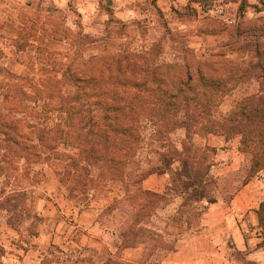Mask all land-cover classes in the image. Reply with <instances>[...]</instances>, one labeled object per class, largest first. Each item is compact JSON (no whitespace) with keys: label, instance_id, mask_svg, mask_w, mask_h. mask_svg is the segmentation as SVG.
Segmentation results:
<instances>
[{"label":"rangeland","instance_id":"1","mask_svg":"<svg viewBox=\"0 0 264 264\" xmlns=\"http://www.w3.org/2000/svg\"><path fill=\"white\" fill-rule=\"evenodd\" d=\"M258 19L264 21V0H0L2 65L15 76L25 77L9 79L1 73L0 84H5L6 88L15 85L22 89L50 86L55 75L58 76L64 65L70 62L77 69L100 68L104 59L109 61L123 51L146 53L159 63L181 64L184 60L192 63L212 55L214 62L226 58L235 64L245 65L253 57L231 44L234 28ZM224 45L226 49L222 57L217 53ZM92 56L96 57L95 60H90ZM230 84L234 81L230 80ZM258 91L257 81L243 79L222 100L214 118L223 120L238 100ZM55 123L51 119L46 124L51 127ZM200 128L189 132L180 128L167 135V147H160V142L150 138L154 129L150 124L145 126L141 155L145 167L160 165L153 150L163 151L170 146L180 151L183 148L191 152L199 149L196 154L186 155L189 157L187 173L207 172L204 183L194 177H185L183 164L178 161L162 172L169 174L171 184L161 198L148 204V209L141 215L149 258L159 251H173L178 239L200 228L206 204L214 200L217 179L211 171L217 160L222 159L218 157V147L209 145L208 141L221 134ZM62 151L68 154L76 152L70 147ZM183 154L188 153L184 151ZM243 155L245 159L240 171L224 177L228 189L232 184H241L250 175L252 179L264 171H252L251 157ZM69 161L66 156L51 155L47 162L32 164L25 171L24 167L17 166L21 170L13 176L0 177V240L5 230H9L17 236L8 235L13 244L30 243L40 226L47 224L36 211V202L46 197L47 193L42 188L51 176L58 180L60 190L67 197L68 192L60 184L58 171ZM92 173L97 177L96 169ZM17 174L18 179H14ZM94 180L86 194L75 191L74 197H67L72 205L84 210L93 200L102 205L107 202L109 205L102 212L103 219H109L110 213L117 211L123 225L130 221L136 206L126 201L124 186L117 181ZM70 185V181L65 183V186ZM23 190L24 198L12 197L16 211H8L5 205L12 204L9 196ZM130 191L132 193L134 188L131 187ZM6 252L5 249V255Z\"/></svg>","mask_w":264,"mask_h":264},{"label":"trees","instance_id":"2","mask_svg":"<svg viewBox=\"0 0 264 264\" xmlns=\"http://www.w3.org/2000/svg\"><path fill=\"white\" fill-rule=\"evenodd\" d=\"M231 44L253 58L245 65L226 58L214 62L212 55L192 63L171 64L155 62L146 53L123 51L109 61L104 59L100 68L77 69L70 62L50 86L22 89L0 84V177L13 176L21 170L17 166L25 171L32 164L47 162L51 155L66 156L70 161L58 175L67 197H74L75 191L86 194L94 179L120 182L126 201L136 206L133 218L119 228L120 247L145 243L141 215L162 195L144 189L143 181L175 161L183 164L185 177L204 183L207 175L206 171L187 173L186 155L199 149L180 151L169 146L153 150L160 165L145 167L141 155L147 124L154 129L150 138L160 142V147H167V135L180 128L189 132L203 126L200 129L226 138L240 135V151L251 157L252 171L264 170V21L238 24ZM225 46L218 55L224 57ZM3 57L0 47V74L24 79L2 65ZM243 79L257 81L259 91L238 100L226 118L216 120L220 103ZM51 119L56 123L49 127L46 123ZM69 147L76 152L62 151ZM67 181L70 186H65ZM10 196L12 204L5 207L15 212L12 197L24 198L26 194L23 190ZM262 212L264 224V204ZM4 255L5 248L0 245V264ZM104 264L118 262L109 258Z\"/></svg>","mask_w":264,"mask_h":264},{"label":"crops","instance_id":"3","mask_svg":"<svg viewBox=\"0 0 264 264\" xmlns=\"http://www.w3.org/2000/svg\"><path fill=\"white\" fill-rule=\"evenodd\" d=\"M240 142V135L232 139L213 136L208 141L218 147L222 159L211 171L217 179L216 194L206 204L200 228L178 239L173 251H159L149 258L146 243L121 248L118 212L103 219L102 212L109 204L97 200L91 201L88 209L78 210L51 176L42 188L46 197L36 202V211L47 224L40 226L30 243L21 245L13 244L8 235L16 234L5 230L0 240L7 250L2 264H104L109 258L118 264H264V224L260 219L264 171L229 189L224 178L240 171L245 159ZM168 176L167 172L152 174L143 181V188L163 194L171 184Z\"/></svg>","mask_w":264,"mask_h":264}]
</instances>
